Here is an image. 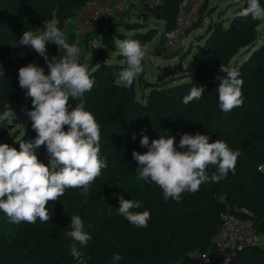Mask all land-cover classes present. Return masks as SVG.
I'll list each match as a JSON object with an SVG mask.
<instances>
[{"label": "trees", "instance_id": "16d2710c", "mask_svg": "<svg viewBox=\"0 0 264 264\" xmlns=\"http://www.w3.org/2000/svg\"><path fill=\"white\" fill-rule=\"evenodd\" d=\"M91 0H0V116L6 106L13 109V102L25 105L27 113L32 110L31 98L25 96L18 82L19 68L35 63L45 70L49 69L43 57L29 46H20L19 40L24 31L38 33L42 25L57 19L60 22L80 14ZM181 0H157L149 5V10L165 26L160 31L154 45L165 53L167 34L174 29ZM148 0H142L147 3ZM264 7V0H260ZM232 13L228 25L219 23L213 29L216 50L200 48L195 58L187 64L191 83H195L202 63L197 65V57L209 59L206 70L201 72L210 76L204 86V94L190 116H185L171 102L166 90L158 83L146 82L138 92L136 80L131 88H119L113 83L108 107L100 113L101 102L89 105L96 112V119L102 124L105 137L101 139L100 156L106 160L103 173L91 185L89 192L80 188H69L55 202H49L51 220L35 224L10 223L0 211V264H76L70 254L71 239L66 236L70 231L71 215H79L93 239L86 246L77 244L84 251L91 264H113L112 256L119 254L122 259L116 264H193L196 251H208L211 255L221 254L212 246L220 226L221 212L230 210L251 221L255 233L264 237V37L259 35L261 21L251 17L239 18L236 14L246 7V0H240ZM205 8L202 7L203 10ZM174 9V11H173ZM119 26L129 33H123L135 40L153 37V29L142 25L138 19L132 20L134 11L120 12ZM106 20V21H105ZM110 15H103L98 26L86 29L80 35V57L90 50L97 54L100 46L93 40L103 31ZM195 27L200 26L197 23ZM143 28V31L140 29ZM67 43L71 44L76 38ZM14 46V47H13ZM49 50L55 52L57 46L49 42ZM243 49V50H242ZM64 54V50L61 49ZM245 55L241 61L232 59L240 52ZM106 57V55L104 54ZM99 58L92 64L97 65L93 75H101L106 81L117 78L120 71L127 67L125 61L101 62ZM220 66L234 67L243 80V105L230 112H223L219 105L218 75ZM105 72L101 73L100 71ZM188 84H180L171 90L185 89ZM149 92L145 94V90ZM103 94V87L95 85L84 98L94 99ZM140 96V97H139ZM24 129L0 142L7 143L19 150V141L33 140L37 133L27 114ZM67 130V128H65ZM149 137L151 143L161 136H174L177 145L182 134L197 133L209 137V142L219 139L240 155L235 170L219 182H207L197 192L182 193L179 202L164 199L163 190L155 183L137 179L139 167L133 159V151L141 154L148 149L140 144L141 132ZM136 139H132V135ZM39 160L49 163L46 147L36 150ZM216 166L207 169L209 176L216 172ZM119 196L137 200L142 207L133 211L148 210L151 218L147 227H137L118 215ZM223 197V200L220 199ZM241 208L250 211L241 212ZM226 264H264V247L247 244L232 255Z\"/></svg>", "mask_w": 264, "mask_h": 264}, {"label": "clouds", "instance_id": "9594fccd", "mask_svg": "<svg viewBox=\"0 0 264 264\" xmlns=\"http://www.w3.org/2000/svg\"><path fill=\"white\" fill-rule=\"evenodd\" d=\"M236 15L264 21V7L260 0H246V7ZM44 25L38 33L24 31L19 40L20 46H29L43 57L49 69L45 74L43 67L29 63L18 70L19 86L26 90L25 96L31 98L32 110L27 114L36 138L19 141V150L7 143L0 144V211L14 224L51 220L49 202L60 200L69 188H80L88 193L107 166L100 156V125L93 114L85 110L84 104V94L91 91L95 81L88 68L79 63V47L66 42L54 21ZM174 35L173 32L167 34L169 39ZM49 42L63 49L64 54L50 58ZM114 43L127 65L114 83L119 88H131L143 72L146 49L131 38L115 39ZM219 71L226 76L216 77L218 100L221 110L227 113L243 105V80L234 67L220 66ZM203 94L204 87L194 86L183 97V103L199 100ZM70 99L80 102L72 107ZM9 115L13 112L6 106L0 121L7 120ZM132 139H136L135 134ZM140 144L148 150L143 154L132 153L139 165L135 172L137 179L155 183L163 190L165 200L171 198L177 202L182 193L197 192L202 184L219 182L229 171L234 172L240 155L224 141L217 139L210 143L209 137L200 133L182 134L177 145L174 136H161L150 143L142 131ZM41 146L46 147L47 165L36 154ZM210 165L217 168L211 176L207 172ZM119 205L118 215L137 227H147L150 211H133L142 207L139 201L119 196ZM70 229L66 232L72 241L70 254L77 257L80 254L77 244L86 246L93 237L85 231L79 215H71ZM121 259L119 254L112 256L113 264Z\"/></svg>", "mask_w": 264, "mask_h": 264}, {"label": "rangeland", "instance_id": "374dc122", "mask_svg": "<svg viewBox=\"0 0 264 264\" xmlns=\"http://www.w3.org/2000/svg\"><path fill=\"white\" fill-rule=\"evenodd\" d=\"M240 1V0H239ZM111 2V0H109ZM118 2V1H116ZM111 2V3H116ZM236 0H211L208 7H205L203 10L199 9L198 14L192 19V22L189 26L187 35L174 46L167 47L164 51L165 53H161L160 49L155 47L154 43L159 38L160 31L163 30L165 26V21L157 19L153 13L149 10V2L137 4H130L128 9L134 11V19H138L142 25H149L153 29V37L147 40H138L141 45L146 49L147 55L143 63V72L135 79L136 87L138 92L142 91L143 87H145L146 82L158 83L159 87L166 90L172 104L181 111L185 116H190L192 114L193 109L199 103V100H193L189 104L183 103V97L189 94L192 87L196 86H205V82L209 79L210 76L204 75L201 72L203 69L206 70L209 59L206 57L200 58L197 57V65L203 62V65L200 66L201 71L197 77H195V83H191V78L189 77V72L187 70V64L191 59L195 58L196 52L202 48L206 47L209 51L216 50V45L218 42L214 41V33L213 29L219 23H223L224 25H228L229 20L232 18V13L238 7L236 5ZM174 11V9H173ZM119 12L111 15V20L108 21L107 25L103 29V31L98 35L97 39L93 40L92 43L94 45L100 46L101 48L97 50V54L92 53L90 50L86 53L84 57H80L79 63L86 66L88 70L92 74L97 70V65L94 66V69H91L92 64L96 61L95 59L99 58V63L115 61L123 63L124 57L119 53L118 49L115 48V39H126L130 38L123 33H129L123 26H119L118 19L120 17ZM88 17V19H87ZM56 25L63 32L66 42L70 41L73 37L72 34L76 32L83 33L86 29L96 28L99 23H92L89 21V11L86 9L84 12L82 11L77 16L73 17L71 20H65L64 22H60L57 19L53 20ZM52 21V22H53ZM106 21V20H105ZM199 23L200 26L195 27ZM45 24V23H44ZM42 25V31L45 25ZM219 26H217L218 28ZM144 29L141 28L140 31ZM259 35L264 37V21H261L259 26ZM132 39V38H131ZM243 50V49H242ZM47 53L49 57L57 56L59 57L62 51L58 49L55 52L49 50L47 48ZM106 55V57L104 56ZM245 55L242 51L232 59V63L235 59H239L241 61ZM199 66V65H198ZM101 73L105 72L104 70L100 71ZM3 73L1 63H0V74ZM92 78L95 81V85H101L103 87V94L98 98L89 99L84 98L85 110L89 111L93 114L95 119L98 118L99 114L93 112L89 105L95 104L98 101L101 102V110L100 113L104 114V110L108 107L107 96H110V87L113 85V80H104L101 75H93ZM188 84L185 89L181 90H171L172 87H175L180 84ZM1 86V84H0ZM149 92V89L145 90V94ZM140 97V96H139ZM80 101L78 100H69V104L74 107ZM13 115H9L7 120L0 121V142L4 138V134L6 137L14 136L24 129L25 122L27 121V108L25 105H20L18 102H13ZM2 116V115H1ZM97 121V120H96ZM100 125V145L101 139L105 137L104 130L102 128V124L97 121ZM101 170V174L103 171ZM241 212L244 214H249L250 211L246 208H241ZM253 244H259L263 246L264 237L255 235L253 239Z\"/></svg>", "mask_w": 264, "mask_h": 264}, {"label": "built area", "instance_id": "2783aa9c", "mask_svg": "<svg viewBox=\"0 0 264 264\" xmlns=\"http://www.w3.org/2000/svg\"><path fill=\"white\" fill-rule=\"evenodd\" d=\"M189 0H181L179 3V11L176 19V25L173 32L174 38L167 39V46H174L181 42V40L187 35L191 19L185 12V6ZM150 4H154L157 0H148ZM129 4L125 2L111 3L107 0H91L85 9L89 10V21L92 23H98L103 15H113L116 12H122L127 10ZM71 20V19H69ZM80 32H76V38L72 41L80 49ZM79 59V58H78ZM259 169H264V164L259 165ZM223 200V197H220ZM220 226L213 239V247L221 254L211 255L208 251H196V260L193 264H226L229 258L232 256V252L237 249L240 250L247 244L253 243V239L256 235L251 221L238 215L230 210L221 212ZM264 247V244H263ZM79 256L75 257L76 264H91L88 255L79 250ZM163 264H181L175 263H163Z\"/></svg>", "mask_w": 264, "mask_h": 264}, {"label": "crops", "instance_id": "0c3cea01", "mask_svg": "<svg viewBox=\"0 0 264 264\" xmlns=\"http://www.w3.org/2000/svg\"><path fill=\"white\" fill-rule=\"evenodd\" d=\"M109 1V0H107ZM125 2L127 4H137L139 5L140 2H142V0H111V2ZM211 0H189L187 5L185 6V12L187 13L188 17L192 19L196 16V14H198L199 9H201L202 7H208V5L210 4ZM86 9L83 10V12ZM88 10V9H87ZM89 11V10H88ZM88 19V17H87Z\"/></svg>", "mask_w": 264, "mask_h": 264}, {"label": "water", "instance_id": "95a60500", "mask_svg": "<svg viewBox=\"0 0 264 264\" xmlns=\"http://www.w3.org/2000/svg\"><path fill=\"white\" fill-rule=\"evenodd\" d=\"M237 253H238V250L235 249V250L232 252V255L237 254Z\"/></svg>", "mask_w": 264, "mask_h": 264}]
</instances>
